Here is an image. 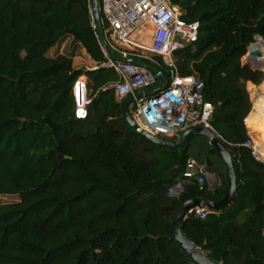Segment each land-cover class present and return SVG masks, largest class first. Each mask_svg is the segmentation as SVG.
<instances>
[{"label":"trees","instance_id":"trees-1","mask_svg":"<svg viewBox=\"0 0 264 264\" xmlns=\"http://www.w3.org/2000/svg\"><path fill=\"white\" fill-rule=\"evenodd\" d=\"M171 2L200 23L198 40L176 51V65L204 81L215 106L211 125L238 179L232 204L206 219L187 217L183 234L215 262L264 264V162L245 145L244 123L264 72L242 61L256 37L264 39V0ZM67 38L107 61L90 0H0V195L20 197L0 205V264H199L172 238L171 220L188 199L225 195L222 158L207 141L200 161L222 183L186 184L169 197L192 143L166 149L133 130L123 99L105 88L119 79L114 69L74 68L73 54L48 55ZM155 64L169 74L159 57ZM81 75L93 95L85 118L76 116L72 93Z\"/></svg>","mask_w":264,"mask_h":264},{"label":"built area","instance_id":"built-area-1","mask_svg":"<svg viewBox=\"0 0 264 264\" xmlns=\"http://www.w3.org/2000/svg\"><path fill=\"white\" fill-rule=\"evenodd\" d=\"M99 3L105 32L121 55L154 64L155 58L159 57L169 69V84L165 89L154 95L136 98L130 105L136 121L147 131L167 138L176 137L199 125L213 128L211 118L215 106L205 98L204 81L195 73L181 75L175 57L176 51L198 40L200 23L184 19L180 8L171 0H99ZM258 38L263 39L262 36ZM54 49L62 52V44L55 45ZM107 57V61L99 62L89 55L90 64L85 68L95 70L104 66L114 69L119 79L108 82L105 88L114 90L119 100L136 90L152 87L158 81L157 75L142 65L116 60L109 54ZM259 66L264 69V62ZM91 92L87 76H79L72 87L78 118L88 115L93 101ZM253 106L252 96V108L244 119L248 133L245 145L252 150L256 159L264 162L261 145L247 120ZM209 177L211 173L207 164L190 157L182 174L169 187L167 195L178 198L185 185L190 183L207 184L209 190H213L214 187L207 183ZM210 213L212 211L209 209L192 207L187 211V217L206 219ZM262 236L264 238V227Z\"/></svg>","mask_w":264,"mask_h":264},{"label":"water","instance_id":"water-1","mask_svg":"<svg viewBox=\"0 0 264 264\" xmlns=\"http://www.w3.org/2000/svg\"><path fill=\"white\" fill-rule=\"evenodd\" d=\"M90 2L93 24L104 51L116 60L142 65L157 75L158 81L154 86L136 90L134 93H130L122 100L121 115L128 125L155 145L171 150L185 148L189 146L195 138L200 136L206 137L209 140V143L213 145L222 158L228 176V186L225 195L217 201L206 196H196L184 201L180 209L173 216L170 228L172 238L175 239L178 244L191 255L194 261L199 264H221L213 261L193 240L184 236L182 227L187 218V211L192 207H203L215 212L223 211L232 204L238 188V179L231 152L217 131L209 126L199 125L185 130L176 137L167 138L147 131L136 121L130 110L132 102H134L136 98L154 95L159 90L165 89L169 84V77L164 70L154 63L141 58L126 57L121 55L111 44L105 32L99 0H90ZM249 52L251 55H262L260 50L251 48V45L249 47Z\"/></svg>","mask_w":264,"mask_h":264},{"label":"rangeland","instance_id":"rangeland-1","mask_svg":"<svg viewBox=\"0 0 264 264\" xmlns=\"http://www.w3.org/2000/svg\"><path fill=\"white\" fill-rule=\"evenodd\" d=\"M70 40H71V38H70ZM256 42H257V39H256ZM80 47H81V44L76 43V42H72V41H70V42L68 41L67 49L65 50V53L75 55V54L78 53V50H79ZM53 53H54L53 50H49L48 55H51ZM262 56H264V55H261V57ZM242 61L244 63L250 64L253 68L260 69V70H262L264 72V69H261L262 66H259V65H261L264 62V58L258 60V61H263L260 64L255 63V61L252 62V60H250V59H248L246 57H243ZM257 65H258V67H257ZM262 83H263V81L260 84H255V85H259L260 86V90H263V87H261ZM249 95H250V99L252 101V95L250 94V92H249ZM207 141H209V140L206 137H201V136L198 137V138H195L193 140V142H192V144L190 146V153H191V155L193 157L196 158V160H198V161H200L201 159L205 160V157H206V154H207L206 153ZM146 156H149V154H146ZM216 180H217L216 175L214 173H211V177H209V180H207V183L210 184V185H215V183L217 182ZM18 200H20V197L17 194H14V195H0V205H2L4 203L16 202Z\"/></svg>","mask_w":264,"mask_h":264},{"label":"bare ground","instance_id":"bare-ground-1","mask_svg":"<svg viewBox=\"0 0 264 264\" xmlns=\"http://www.w3.org/2000/svg\"><path fill=\"white\" fill-rule=\"evenodd\" d=\"M261 40L263 39L258 38L257 42L254 43V46L257 50L261 51L262 55H264V44H261ZM250 57V59L254 61H258L259 59L264 58V56L261 57L255 55H250ZM261 87H263V90H260V88L257 87L254 92V106L247 120L257 141L261 145L260 152L264 159V83H262Z\"/></svg>","mask_w":264,"mask_h":264},{"label":"crops","instance_id":"crops-1","mask_svg":"<svg viewBox=\"0 0 264 264\" xmlns=\"http://www.w3.org/2000/svg\"><path fill=\"white\" fill-rule=\"evenodd\" d=\"M68 41H72V38L70 40V38H67V40L64 41V43L62 44V52H65V50L67 49V44H68ZM80 44V43H79ZM50 50H55L54 47L51 48ZM56 51V50H55ZM80 54V55H79ZM90 64V61H89V54L88 52L86 51V49L81 45V47L79 48L78 50V53L74 55L73 57V66L74 68H81V67H88V65ZM251 94V93H250ZM191 158H194L196 159L195 157H191ZM211 172V171H210ZM211 173H214V172H211ZM215 174V173H214ZM216 175V174H215ZM217 177V182L215 185H211L212 187L215 188L216 185H220L222 183V179L220 177ZM251 209H246L243 214L236 220V223L237 224H240V223H243L245 222V217L244 215H248V213H250Z\"/></svg>","mask_w":264,"mask_h":264},{"label":"snow or ice","instance_id":"snow-or-ice-1","mask_svg":"<svg viewBox=\"0 0 264 264\" xmlns=\"http://www.w3.org/2000/svg\"><path fill=\"white\" fill-rule=\"evenodd\" d=\"M82 114V113H81Z\"/></svg>","mask_w":264,"mask_h":264}]
</instances>
